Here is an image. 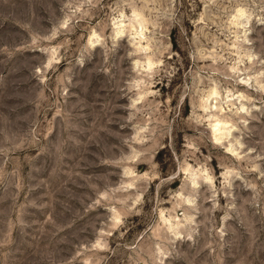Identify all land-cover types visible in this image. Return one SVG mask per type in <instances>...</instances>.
<instances>
[{
  "label": "rangeland",
  "instance_id": "374dc122",
  "mask_svg": "<svg viewBox=\"0 0 264 264\" xmlns=\"http://www.w3.org/2000/svg\"><path fill=\"white\" fill-rule=\"evenodd\" d=\"M0 264H264V0H0Z\"/></svg>",
  "mask_w": 264,
  "mask_h": 264
}]
</instances>
